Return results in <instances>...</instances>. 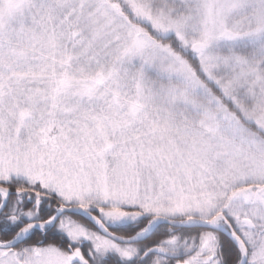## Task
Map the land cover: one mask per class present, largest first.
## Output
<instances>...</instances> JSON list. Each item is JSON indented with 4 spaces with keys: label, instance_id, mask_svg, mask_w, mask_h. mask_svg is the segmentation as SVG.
I'll return each mask as SVG.
<instances>
[{
    "label": "snow or ice",
    "instance_id": "obj_1",
    "mask_svg": "<svg viewBox=\"0 0 264 264\" xmlns=\"http://www.w3.org/2000/svg\"><path fill=\"white\" fill-rule=\"evenodd\" d=\"M0 264H264V0H0Z\"/></svg>",
    "mask_w": 264,
    "mask_h": 264
}]
</instances>
